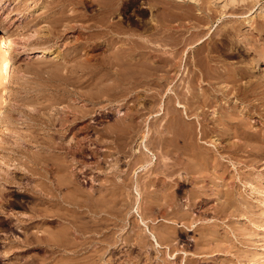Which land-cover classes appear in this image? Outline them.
Masks as SVG:
<instances>
[{
	"label": "rangeland",
	"instance_id": "rangeland-1",
	"mask_svg": "<svg viewBox=\"0 0 264 264\" xmlns=\"http://www.w3.org/2000/svg\"><path fill=\"white\" fill-rule=\"evenodd\" d=\"M106 1L0 0V25L9 31L13 39L12 66L7 70V74H0V264H44L38 261L48 255L44 250L38 249V243L35 241L38 237V216L34 218L38 215L35 212V208L38 206V197L26 191V189L31 186L34 187L37 183L35 176L29 175L31 174L29 167H32L29 160L31 156L38 153V140L52 137L58 142L62 140L66 146L71 145L74 147L71 150L74 159V163L72 162L73 168L76 169L77 173H80L78 178L82 187L87 188L86 190L98 192L104 187L110 186L109 183H106L104 177L115 178L120 176L118 179L121 181L122 178H126L131 174L134 180L140 181L138 189L141 191L140 195L143 198L149 192V196L157 195V198L161 199L164 193H171L170 191H175L179 198L180 195L182 196V190L191 189L193 186L190 184L183 186L181 184V176H184L183 169L175 172L172 176L174 187L172 186L170 190L166 191H163L165 190L161 182L163 180H156L161 175H156L154 172L150 175V169L154 167L153 170H155L157 166L160 167L163 164L162 161L166 163L173 162L169 160L170 156L160 154V149L156 145L158 138L155 132L156 130L162 131L166 119H168L165 105H167L166 102L170 98L167 100V97L172 95L175 98L174 93L176 91H181L180 93H184V96H189L188 91L194 89L195 93H202L201 90H206L203 93L204 97L199 98L200 101L211 100L213 103H215L214 101L217 102V104L211 106L214 107L213 109L209 106L202 108L207 113L206 121L208 125L211 124V120L215 119L211 118L217 117L220 113H231L233 119L236 118L231 121L234 123L232 125L235 130H233L230 123L225 125H228V129L230 126L229 130L231 131L226 133L229 134V138L227 135L225 136V133L224 136L222 134L219 137L220 139L214 137L211 140L215 141V147L210 142H200L206 149L213 151L214 148L216 150V147H218L217 149L220 150L225 144L230 146L229 143L242 142L239 140H243L249 134L250 138L247 137L246 139L256 140L257 146L260 145L264 148V73L260 69L254 70L253 68L257 61L264 63V0H109L108 3ZM104 18L106 19L105 22L102 20ZM178 18H180L179 21ZM182 20L183 22H181ZM161 21L162 25L159 24ZM170 23L173 26L167 25ZM181 23V28H185L181 29L179 27ZM163 24H165L164 28ZM106 27L108 28L106 29ZM168 28H171L172 32L165 30ZM113 29H115L114 32H108V30L113 31ZM99 30H107V32L104 31L105 33L101 36ZM116 30L119 31L120 35ZM164 30L170 36L173 34L174 37L167 36L168 34L166 35ZM175 30L176 32L180 30L179 34ZM183 31L185 33L180 34ZM130 34L132 35L130 36ZM157 34H160V36ZM93 36L97 37L94 38ZM119 36L120 38L117 39ZM91 37L93 38L91 39ZM126 37L137 39L139 42L143 40L148 42H142L144 47L142 45H139L138 49L135 47L136 54L133 48L131 52L130 48L126 49L128 45L125 44L124 46L122 44L123 40H127ZM166 37L173 39H168L171 46ZM177 37L178 42L179 38L183 39H180L182 43H179L181 44L177 43L179 46L176 44L175 38ZM153 38H156V40H153ZM114 42L115 44H113ZM180 48L184 52L178 50ZM123 49L126 51H122ZM37 50H45L49 53L46 57H37L34 53ZM173 50L174 52H172ZM127 51L131 53L129 54ZM114 53L116 55L118 53L119 56L124 55L122 56L125 59L124 62H119V60L118 63L115 62L117 58H114ZM174 54L175 56H173ZM52 56L55 57L52 58ZM105 56L107 60L104 58ZM122 57H119V59ZM123 59L121 60L123 61ZM171 60H173L172 65L170 64ZM165 61L170 62L169 71L167 70L169 65ZM104 62H107L106 65ZM116 63L119 65L117 66ZM178 63V67L175 66ZM116 69H118V73ZM136 72L139 74H136ZM164 73L166 74L164 75ZM214 73H217V75H214ZM100 74H103V78ZM131 74L134 78L130 76ZM166 75H171V77ZM114 76H116L115 79ZM120 77L122 78L120 79ZM112 79L117 85L119 84L118 88L122 86L119 90ZM105 88L110 89L107 91ZM218 89L220 90L218 91ZM194 91L192 90V92ZM211 97L216 100L213 101ZM218 106L219 109H217ZM81 109L84 112H81ZM216 110L217 113L214 112ZM220 110H224V112ZM135 111L139 113H137L139 117L142 115L141 119L138 116L134 119L140 126H136L133 131L130 130V133L125 132V128L117 125L116 129L112 130L113 132L108 130V133L113 134L116 132L117 136L113 134L112 137L108 133L100 134L106 131V128L114 127L117 120H126L130 115L134 116ZM76 114H79L78 117ZM178 114H180L183 122L180 120L179 124L181 125L177 124V126L193 123L192 126L197 129L195 123L197 118L187 117L184 108L181 107H178ZM143 117L145 119H142ZM197 131L198 129L196 133ZM234 131L236 133L233 134ZM242 131H246V135ZM122 133H127L128 136H125L128 139ZM238 133L244 138H239ZM118 135L119 137L123 136L118 138ZM147 135H150V138ZM39 136L41 137L39 138ZM123 137L124 140H122ZM175 139L176 141L180 140L178 137ZM258 140H260L259 143ZM126 141H129L128 144ZM145 143L149 144L147 145V147L149 146L148 150L143 148ZM152 143L156 148L153 147ZM18 146H21L18 151L22 152V156L13 151ZM75 148L83 149V154H79L80 152L75 151L77 150ZM39 150H43V148ZM240 152H238V155H244V152ZM15 154L19 157L15 158ZM11 157L15 158L14 161L10 160ZM18 158L22 164L24 162L21 167H15ZM219 160L221 164L217 166V169L221 170L222 174L220 173V175H222V178L216 180V187L222 190L226 188H228L226 190H230L231 204L219 219L211 218L212 215L207 217L211 218L207 220H214L218 224L214 226V234L217 239L210 243L209 248L204 249L206 251L204 257H201L197 262L198 264H264V157L260 156L244 166H233L224 157ZM80 163L82 164L80 165ZM129 167L131 168L129 169ZM25 169L28 172H25ZM4 173H8L7 177L12 178V183L2 180L3 175L6 176ZM105 173H107V176ZM149 176L153 182H151L149 188H146L142 185V181H146ZM168 180L171 181V179L166 178V181ZM223 184H226V187ZM201 185L207 186L209 190H211L210 187L214 186L213 183L210 184V180L206 179ZM125 194V189L123 195L117 193L115 195L116 201L127 196ZM131 196L135 198L134 201L137 197L139 200V196L135 193ZM216 198L212 195L211 200L213 201L206 205L210 208L209 213L212 212V206L218 203ZM182 201L183 198L178 203ZM195 214L197 213L195 212ZM159 224L161 225L160 222ZM159 224L154 225V227ZM25 225L27 226L25 227ZM123 230L120 231L121 234L127 231L126 228ZM178 232L179 235H183L181 228ZM188 234L190 236L188 244L192 247L186 248L184 246L186 242L178 241L177 250L184 248L188 252L191 250V253H193V237L198 238V235L195 232H189ZM121 256L119 258L123 259L124 257L121 258ZM43 258L40 261H43ZM183 259L178 258L170 262L184 264ZM157 262L161 264V261H156L154 264H157Z\"/></svg>",
	"mask_w": 264,
	"mask_h": 264
},
{
	"label": "bare ground",
	"instance_id": "bare-ground-1",
	"mask_svg": "<svg viewBox=\"0 0 264 264\" xmlns=\"http://www.w3.org/2000/svg\"><path fill=\"white\" fill-rule=\"evenodd\" d=\"M107 1H109V0H107ZM107 1H106V3H108ZM104 4H103V6H104ZM110 4H109V8H110ZM113 7H114V5H113ZM117 7H118V4H117ZM103 11H105V10H103ZM114 12H115V9H114ZM105 18L102 20L103 21L106 20ZM99 19H100V17H99ZM179 19L180 18H178V21H179ZM175 20H176V17H175ZM181 22H183V20ZM109 23H111V22H109ZM114 23H113V26H114ZM161 23H162V21L159 24L162 25ZM95 24H97V23H95ZM120 24L122 25V23H120ZM165 24H163V28H164ZM91 25H93V24L91 23ZM167 25L170 26L172 24L170 23ZM179 25L178 26L181 28L182 23ZM105 26H103V27H105ZM117 27L118 26L116 25V28ZM145 27H147V26H145ZM95 28H97V27H95ZM107 28L108 27H106V29ZM183 28H185V27H182L181 29H183ZM119 29L122 30L123 28H119ZM170 29L168 28L165 30L168 31ZM175 29H176V27H175ZM111 30H112V28H111ZM114 30L115 29H113V31L108 30V32L111 33V32H114ZM128 30H130V29H128ZM151 30H153V29H151ZM180 30H178V32H176V30H175V32L179 34ZM104 31L107 32V30H104ZM104 31H100L99 34H101V36H102V34L105 33ZM116 31H118V30H116ZM154 31H155V29H154ZM131 32H133V31H131ZM170 32H172V31L170 30ZM157 33H159V32H157ZM182 33H185V32L183 31L180 34H182ZM99 34H98V36H100ZM118 34L120 35L119 31H118ZM160 34H157V35L160 36ZM167 34L168 33L166 32V35ZM131 35L132 34H130V36ZM183 35H185V34H183ZM87 36H88V34H87ZM116 36H118V35H116ZM133 36H134V33H133ZM167 36L172 37L173 34H172V36H170L169 34ZM93 37H91V39ZM96 37H94V38H96ZM119 38H120V36L117 39H119ZM149 38H151V37L149 36ZM157 38H159V37H157ZM111 39H112V37H111ZM142 39H140V40H142ZM168 39L169 38H167V40ZM170 39H172V38H170ZM175 39H176V44L179 42L182 43V41H181V40H183L182 38H179V42L177 41L178 37ZM100 40H101V38H100ZM153 40H156V38L155 39L153 38ZM169 40H168V42H169ZM143 41L148 42L146 40H143ZM150 41H152V40H150ZM185 41H186V39H185ZM111 42H110V44H111ZM115 42L113 44H115ZM142 42H139V41H137V39H134V38L130 39V37H129V38H127V40H123L122 44H124V46H125V44L128 45V47H126V49L130 48V51H131L133 48V50L136 51V49H134V48L137 47V49H138V47H140L139 45L143 44ZM118 43H120V42H118ZM172 43H173V41H172ZM181 43H179V44H181ZM183 43H184V41H183ZM106 44H107V41H106ZM170 46H171V43H170ZM174 46H175V44H174ZM12 47H13L12 35L9 33L8 30H6L2 25H0V74L1 73L7 74V70L12 66V63H13L12 62V55H11ZM143 50H144V48H143ZM178 50H182V49L180 48ZM122 51H126V50L123 49ZM127 52H129V51H127ZM131 52H129V54ZM172 52H174V50ZM175 52H177V51H175ZM34 53H36L37 57H46L49 52H47L45 50H37V51H34ZM122 54H123V52H122ZM136 54H137V51H136ZM149 54H151V53H149ZM181 54H182V52H181ZM115 55H114V58H117V61H115V62L118 63V60H119V62H124L125 59H123V57H122L124 55L119 56L118 53L116 56ZM143 55H144V51H143ZM173 56H175V54ZM53 57H55V56H52V58ZM119 57H122L121 59H123V61L121 59H119ZM141 57H142V55H141ZM104 58H106V60H107L106 56ZM159 59H160V57H159ZM172 59H173V57H172ZM160 60H158V61H160ZM173 60H171V63L169 61H165V62H167V65H169L167 67V70L169 67H171L170 64L172 65ZM103 61H104V59H103ZM161 62H162V60H161ZM106 63H105V65H106ZM117 63H116V65H117ZM155 63H157V62H155ZM135 64H137V63H135ZM128 65L130 66V64H128ZM128 65H126V66H128ZM143 65H144V63H143ZM178 65H179V63L175 66L178 67ZM253 68H254V70L260 69L264 73V63L261 61H257L254 64ZM117 70L118 69H116V71ZM125 70L127 71L128 69L126 68ZM167 70H166V72H167ZM212 72H214V71H212ZM101 73H103V72H101ZM117 73H118V71H117ZM128 73H129V71H128ZM108 74H109V72H108ZM136 74H139V73L136 72ZM165 74L166 73H164V75ZM215 74L217 75V73H214V75ZM130 76L132 77V74ZM166 76H168V75H166ZM209 76H210V74H209ZM105 77H106V75H105ZM115 77L116 76H114V79H115ZM124 77H126V76L124 75ZM124 77H123V79H124ZM168 77H171V75ZM101 78H103V76ZM121 78L122 77H120V79ZM132 78H134V77H132ZM109 80H110V78H109ZM133 81H135V80H133ZM137 81H139V79H137ZM195 81H196V79H195ZM210 81H212V80H210ZM101 82H99V83H101ZM113 82H114V80H113ZM114 84L117 85L115 82H114ZM190 84H191V81H190ZM115 85H114V87H115ZM118 85H117V88H118ZM111 86H113V85H111ZM124 87H126V86H124ZM129 87H131V86H129ZM193 87H195V86H193ZM120 88H118V90ZM109 89H106V90L108 91ZM112 89H114V88H112ZM124 90H125V88H124ZM173 90H174V88H173ZM179 90H181V89H179ZM192 90L194 91V89H192ZM192 90L188 91L189 96L188 95L184 96L183 95L184 93L183 94L180 93L181 91L177 92L176 90H174V91H176V93H174V92L173 93L175 94L176 97L174 98V96H172V95H171L172 97L170 95H169V97H167V100L170 98L168 100V102H166L167 105H165L166 106L165 111H167L166 114H168V116H166V117H168V119H166V117H165L166 122L164 124V128L162 127L163 128L162 131L156 130L155 134L157 133L156 137L158 138V141H156L157 144L156 143L155 144L158 145L157 147L160 149V154H164V155L166 154L165 156H170L169 160H171L173 162L172 163H166V162L162 161L163 164H161L160 167L157 166L158 168L156 167L155 170H153L154 167L152 169H150V171H151L150 175H152L153 172L156 175H161L162 178L159 176L160 178L157 177L156 180L157 181H159L160 179L163 180V181H161L164 188H165V190H163V191L170 190L172 188V186L174 185L172 183L173 182L172 176L175 174V172L177 170L183 169L184 170V176L183 175L181 176V184L183 186H186L189 184L193 185V186L191 187V189L182 190L183 191L182 196L180 195L179 198L176 195L175 191H170L171 193L168 192L167 194L164 193V195L161 197V199L157 198V195L156 196H152V195L149 196V194H148L149 192H147L148 195L146 194L145 197L143 198V196L140 195L141 191H139V189H138V186L140 185V181L134 180L133 176H131V174H130V176H127L126 178H122V180L120 181L118 179V178H120V176L113 178V177H108L106 175L107 173H105V175L107 177H104V180H106V183H109L110 186H106L98 192L97 191L91 192L89 190H86L87 188L84 189L82 187V184L78 178V176H79L78 174H80V173H77L76 169L73 168L74 159H73V153H71V150L74 149V147L71 145L66 146V144L64 142H62V140L58 142V141L52 139V137L51 138L47 137V139H45V140L43 138H42L43 140H38L37 149L43 148V150L38 149V153L31 156L30 160H29L32 163L31 164L32 167H29V169L31 170L30 171L31 174H29V175L35 176V178H36L35 180L37 183L34 187L31 186L29 189H26V191L31 192L33 195H37L35 197H38V206L35 208V212H37L38 215L34 214V215H36V216H34V218L38 216V237H37V239H35V241H36V243H38V249H42L48 254L46 256L43 255L44 256V258L42 257L43 261H40V260H42V258L40 260L38 259L39 263L42 262L44 264H144V263L145 264H154V262H156V261H161V264H174L173 262H170V261L177 260L178 258L182 260L184 258L183 259L184 264H196V262L201 257H204L205 252H206L204 249L206 247L209 248L210 243H213V241L214 240L216 241V239H217L215 234H214V231H215L214 226L218 225V224L214 220L210 221L207 219H211L213 217L219 219L220 217H222L225 214V211L228 209V207L231 204L230 198H229L230 190H226L228 188L222 190L221 188L219 189L218 187H216L217 186L216 180H218V179L220 180L222 178V175H220L221 170L217 169V166L221 164L219 159L224 157V158H226V160L228 159L229 162L233 166H236V165L244 166L248 162L255 161L260 156L264 157V152H263L264 148L260 147V145L257 146V144L255 142L256 140L253 141L252 139H249L250 134L247 135V137H249L248 139H246L247 137L244 138L242 136L244 138L243 139L241 137V135L238 133V135H240L239 138L243 139V140H239V141H242V142L235 143L236 142L235 141L234 143H229V144H231L230 146H227L225 144V146L222 147V145H221L220 148L222 147V149H220V150L217 149L218 147H216V150L214 148L213 151L210 149H206L204 147V145L201 143H209L210 142L212 145H214L213 147H215V144H214L215 141H213L211 139H213L214 137L219 138L222 134H223L222 136H224V133H225V136L226 135L228 136L229 134H226V133H228V131H231V130H229L230 126H229V129L227 126L229 125V123L231 125L234 124L231 121H234V119H236V118L233 119V116L231 113H220V115L218 114L217 117H212L211 119H213V118H215V119H213L214 121L211 120L212 121L211 122L212 125L210 124L211 126L208 125V123L206 121V119H207L206 114L207 113L202 108H204L205 106L206 107L209 106L210 108H212L211 106L213 104H215V103L217 104V102L214 101L216 99L213 100V98L211 97L215 103H213L211 100H207V101L201 100L200 101L199 98L204 97L203 93L206 90H204V89H203L204 91L201 90L202 93H195V91L192 92ZM219 90L220 89H218V91ZM222 90H223V88H222ZM210 91H211V89H210ZM121 92H122V90H121ZM127 92H126V95H127ZM225 92L227 93V90ZM122 93H124V92H122ZM206 94H207V92H206ZM155 95H153V96H155ZM228 95L229 94L227 93V96ZM100 97H105V96H100ZM149 97H151V96H149ZM110 98H112V97H110ZM119 98H120V95H119ZM214 98H215V96H214ZM223 98H225V97H223ZM129 99H130V97H129ZM133 99H135V98H133ZM108 100H110V99H108ZM93 104H94V102H93ZM176 104L179 108L180 107L184 108L185 115L187 117L193 116L195 119L197 118L196 119L197 122H195L197 125V129H198L197 133H196L197 129H194L195 127L192 126L193 123H186V125L184 124L182 126H177V124L180 123L179 121L181 120V117H180V114H178V107L176 106ZM220 105H222V104H220ZM229 108H230V106H229ZM233 108H234V106H233ZM217 109H219V106ZM221 109H223V108H221ZM76 111H78V110H76ZM80 111L84 112V111H82V109ZM132 111H134V110H132ZM137 111H135L134 116L133 115L131 116L128 113V116L130 115L128 117V119L117 120L116 125L114 124V127H108V128H106V131L103 130L104 132L100 133V134L104 135V134L108 133V130L110 132L112 130H115L117 125L122 126V128H125L124 129L125 132L127 131L128 133H130L129 132L130 130L133 131L136 126H140V124L139 125L137 124L138 122H136V120L134 121L136 116L139 117V115H138L139 111L138 112ZM165 111H164V113H165ZM220 111L224 112V110L223 111L220 110ZM89 112H90V110H89ZM214 112L217 113V110ZM179 113H180V111H179ZM76 115L78 117L79 114H76ZM80 115H81V113H80ZM87 115H89V114H87ZM84 116H85V114H84ZM141 116L139 117L140 119H141ZM236 117L238 118L237 115H236ZM199 118H201V119L199 120ZM142 119H145V118L143 117ZM58 120H59V118H58ZM47 121H49V120H47ZM226 124H228V125L225 126ZM237 124L241 125L240 123H237ZM179 125H181V124H179ZM236 125H235V127H236ZM225 127H227V128H225ZM89 128H90V126H89ZM236 128H238V126ZM94 130H95V128H94ZM233 130H235L234 126H233ZM100 131H98V132H100ZM120 131H121V129H120ZM119 132H118V134H119ZM242 132H244V134H245L246 131H242ZM63 133H65V132H63ZM115 133H113V134H115ZM163 133H164V135H163ZM234 133H236V132L234 131L233 134ZM56 134H58V133H56ZM108 134L109 135L111 134V136L113 135L112 133H108ZM122 134H124V137H126L125 135L128 136L127 133H122ZM131 134H132V132H131ZM97 135H98V133H97ZM107 135H105V136H107ZM141 135H142V133H141ZM242 135H243V133H242ZM122 136L123 135H121V137ZM147 136H148V138H150L149 137L150 135H147ZM35 137H37V136H35ZM40 137L41 136H39V138ZM102 137H104V136H102ZM121 137H119V135H118V138H121ZM124 137L122 140H124ZM144 137H145V134L142 136V138L144 139ZM177 137L180 138L179 141H176L175 138H177ZM71 138H73V137H71ZM130 138H134V137L131 136ZM142 138H141V140H143ZM228 138H229V136H228ZM256 138L257 137L255 136V139ZM27 139H29V137H27ZM103 139H105V138H103ZM237 139H238V136H237ZM34 140H36V139H34ZM117 140H120V139H117ZM215 140H217V139H215ZM259 141L260 140H258V143H259ZM122 142H124V141H122ZM128 142L126 141L127 144H128ZM110 143H111V141H110ZM124 143H122V144H124ZM147 143H145L143 146V148L146 150H148V147H149V146L147 147V145H149ZM152 145H153V147H155L154 143H152ZM216 146H217V144H216ZM20 147L19 146L16 147V149H14L13 151L22 156V152L18 151L20 149ZM75 147H76V145H75ZM122 147H123V145H122ZM75 149H77V148H75ZM75 151H79L80 152L79 154H81V153L83 154V152H84L83 149H81V148H78ZM239 151H241L242 153L244 152V155L245 154L246 155L245 156L244 155H242V156L238 155ZM168 153H169V155H167ZM15 156H16V154H15ZM12 157L10 158V160L11 159L13 160L19 156H16L15 158H12ZM23 157H26V156H23ZM165 158L168 159V157H165ZM18 161L21 162V160L19 158H18V160L16 159L17 163L16 164L14 163L15 167L23 166L24 162L22 164V162L20 163ZM160 161H161V159H160ZM81 164L82 163H80V165ZM130 168L131 167H129V169ZM22 169H23V167H22ZM237 169H238V167H237ZM25 170H26L25 172H28L27 169H25ZM83 173H85V172L83 171ZM4 174L6 176L3 175L2 180H4L5 182L12 183L11 182L12 178L7 177L8 173H4ZM112 174H111V176H112ZM123 174H124V172H123ZM147 178L148 179H146V181H142L143 182L142 185L146 188H149L150 185L152 184L151 182H153V180L150 178V176ZM155 178H156V176H155ZM166 178L171 179V181H169V180L166 181ZM204 179L210 180V184L213 183V185L215 187L214 186L210 187L211 190H209V189H207V186H204V185L200 186V184H203ZM27 180H28V178H27ZM224 186H222V187H224ZM18 188H20V187H18ZM121 189H123V190H121ZM124 189H125V193L127 194V196L116 201L115 195H117V193H119V194L121 193L123 195ZM134 193L137 196H139V200L137 197L136 200L134 201L135 198H132V196H131ZM212 195L217 197L216 199H217L218 203H216L214 206H212V208H211L212 212L209 213L210 208L207 207L206 205H208L211 201H213V200H211ZM182 198H183V201L178 203L179 201L182 200ZM133 202H135V203H133ZM195 212L197 214H195ZM209 215H212V217L207 218ZM30 218H32V217H30ZM159 222L161 223V225L159 224ZM16 224H19V223H16ZM21 224H23V223L21 222ZM157 224H159V225L154 227V225H157ZM26 226L27 225H25V227ZM125 228L127 229V231L124 232L123 234H121L120 231H124L123 229H125ZM180 228L183 231L182 236L178 234L179 233L178 230ZM189 232H195L198 235L197 236L198 238L193 237V241H194L193 253H191V250H189L190 252H188L184 248L182 250H177V248H178L177 242L178 241L186 242V245H184V246H186V248L192 247V245L190 246L188 244V242H190L189 241L190 236L188 234ZM120 245H123V246H120ZM120 253H123V254H121L122 256L120 255ZM105 255L106 256L109 255V256L107 258H105L106 257ZM119 256H121V258L122 257H124V258L120 259ZM56 258H58V259H56ZM48 259H49V261L46 262V260H48ZM154 259H155V261L153 262ZM119 260H121V261H119ZM159 263L160 262H157V264H159ZM197 264H198V262H197Z\"/></svg>",
	"mask_w": 264,
	"mask_h": 264
}]
</instances>
